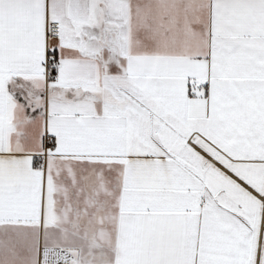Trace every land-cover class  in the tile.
<instances>
[{
    "label": "snow or ice",
    "instance_id": "snow-or-ice-1",
    "mask_svg": "<svg viewBox=\"0 0 264 264\" xmlns=\"http://www.w3.org/2000/svg\"><path fill=\"white\" fill-rule=\"evenodd\" d=\"M0 264H264V0H0Z\"/></svg>",
    "mask_w": 264,
    "mask_h": 264
}]
</instances>
